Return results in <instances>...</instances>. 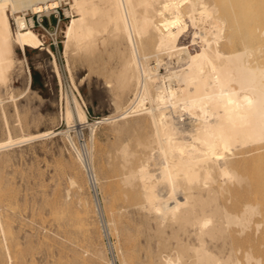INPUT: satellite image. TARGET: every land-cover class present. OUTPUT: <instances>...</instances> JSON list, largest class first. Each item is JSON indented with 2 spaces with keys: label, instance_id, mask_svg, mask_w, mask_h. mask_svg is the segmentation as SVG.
I'll list each match as a JSON object with an SVG mask.
<instances>
[{
  "label": "bare ground",
  "instance_id": "6f19581e",
  "mask_svg": "<svg viewBox=\"0 0 264 264\" xmlns=\"http://www.w3.org/2000/svg\"><path fill=\"white\" fill-rule=\"evenodd\" d=\"M62 1L0 0V82L6 83L15 47L23 52L43 44L19 12L49 14ZM253 1H68L70 10L65 11L72 15L64 48L75 42L78 49L92 50L98 36L104 42L102 34L107 33L119 52L113 78L107 81L114 101L128 92L133 95L127 107L119 108V102L116 112L99 122L144 111L151 124L147 134L118 145L115 162L125 206L143 215L133 235L125 238L129 256L136 248L137 253L144 251L145 259L134 264H264V9L259 6L264 0ZM239 26L248 38L236 31ZM234 30L239 33L236 41L249 40L235 46ZM188 31L190 47L199 46L192 51L181 43ZM162 53L174 55L179 68L159 75ZM149 56L155 57L153 65ZM72 101L73 107L65 108L67 124L87 122L83 106L75 96ZM89 126L92 134L94 124ZM39 132V137L52 133ZM8 137L0 141V149L20 142ZM70 143L82 166L91 169L90 184L96 183L92 143L83 148L87 161ZM117 217L113 224L122 214ZM131 217L125 220L133 225ZM141 233L143 239L133 244L134 234Z\"/></svg>",
  "mask_w": 264,
  "mask_h": 264
},
{
  "label": "rangeland",
  "instance_id": "374dc122",
  "mask_svg": "<svg viewBox=\"0 0 264 264\" xmlns=\"http://www.w3.org/2000/svg\"><path fill=\"white\" fill-rule=\"evenodd\" d=\"M68 1L63 0L58 8L62 16L58 49L49 48V40L41 48L26 47L23 52L15 47L6 83L0 82L3 102L0 103V141L8 140V136L14 141L20 139L17 144L0 149V226H3V230L0 227V264H122L126 260V264H134L145 259L143 249L137 253L136 248L131 256L127 251L125 238L133 235L132 230L135 231L134 226L143 215L125 206L115 162L118 145L147 134L151 124L144 111L132 113L131 109L124 118L99 122L104 116L114 114L120 103L119 108L127 107L133 95L128 92L118 100L120 103L114 101V88L107 81L113 78L119 52L116 41L107 33L102 34L106 42H100L99 35L92 50L78 49L75 42L64 48V30L72 15L65 11L70 10ZM259 3L253 5L258 9ZM263 4L259 6L264 9ZM237 30L242 36L246 34L241 26ZM190 31L182 37L181 43L192 51L199 46L190 47ZM239 33L233 34V40H239ZM246 36L244 38H248ZM244 38L240 37L241 43L236 41L237 45L234 41L235 46L240 47L243 41L249 40ZM48 48L54 54L59 76ZM160 59L159 75L165 74L167 69L179 68L174 55L169 57L162 53ZM154 61L155 57L149 56V64L153 65ZM74 96L85 109L87 122L76 120L67 124L65 121V108L73 107ZM123 99L125 102L121 101ZM90 124H94L92 134ZM39 131L52 133L39 137ZM70 141L82 150L86 161L87 153L83 148L92 143V169L98 178L95 185L88 180L91 169L82 166ZM71 180L76 184L72 185ZM117 210L126 212L119 215ZM124 214H127L125 218L133 215L129 219L135 223L131 225ZM115 217L119 219L116 226ZM134 235L133 244L144 237L142 233L141 237ZM152 246L155 257L156 245ZM261 256L264 263V249Z\"/></svg>",
  "mask_w": 264,
  "mask_h": 264
},
{
  "label": "built area",
  "instance_id": "2783aa9c",
  "mask_svg": "<svg viewBox=\"0 0 264 264\" xmlns=\"http://www.w3.org/2000/svg\"><path fill=\"white\" fill-rule=\"evenodd\" d=\"M58 10H52L49 14L42 11L33 12L30 9L19 12L25 18L27 26L33 30H37L42 43L44 44L46 40H49L48 47L54 50L58 49V30L62 23V16ZM12 25L15 29L16 26L13 18ZM49 48L47 49L48 51Z\"/></svg>",
  "mask_w": 264,
  "mask_h": 264
}]
</instances>
